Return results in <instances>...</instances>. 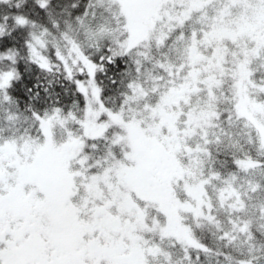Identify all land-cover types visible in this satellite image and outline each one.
Listing matches in <instances>:
<instances>
[{
    "label": "snow or ice",
    "instance_id": "obj_1",
    "mask_svg": "<svg viewBox=\"0 0 264 264\" xmlns=\"http://www.w3.org/2000/svg\"><path fill=\"white\" fill-rule=\"evenodd\" d=\"M0 264H264V0H0Z\"/></svg>",
    "mask_w": 264,
    "mask_h": 264
}]
</instances>
